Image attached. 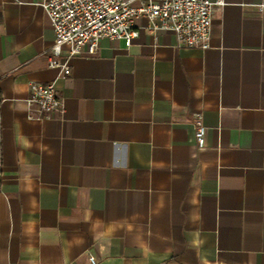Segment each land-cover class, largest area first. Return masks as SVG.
Listing matches in <instances>:
<instances>
[{
    "label": "crops",
    "instance_id": "1",
    "mask_svg": "<svg viewBox=\"0 0 264 264\" xmlns=\"http://www.w3.org/2000/svg\"><path fill=\"white\" fill-rule=\"evenodd\" d=\"M224 1L208 50L141 29L58 78L43 0H0V264H264V0Z\"/></svg>",
    "mask_w": 264,
    "mask_h": 264
},
{
    "label": "built area",
    "instance_id": "2",
    "mask_svg": "<svg viewBox=\"0 0 264 264\" xmlns=\"http://www.w3.org/2000/svg\"><path fill=\"white\" fill-rule=\"evenodd\" d=\"M225 5L224 0H155L139 7L130 0H43L41 7L55 34L49 68L58 70V78L69 77L73 58L95 55L103 39L123 40L131 47L141 29L153 35L172 32L179 49L208 50L215 8ZM139 18H146L148 25L138 27ZM27 104L30 120H53L65 112L56 81L31 84ZM193 119L197 146L204 148L203 115L195 113ZM91 262L95 264L92 257Z\"/></svg>",
    "mask_w": 264,
    "mask_h": 264
}]
</instances>
